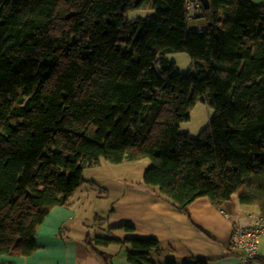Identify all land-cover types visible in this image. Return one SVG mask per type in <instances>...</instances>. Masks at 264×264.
Here are the masks:
<instances>
[{
	"label": "trees",
	"instance_id": "1",
	"mask_svg": "<svg viewBox=\"0 0 264 264\" xmlns=\"http://www.w3.org/2000/svg\"><path fill=\"white\" fill-rule=\"evenodd\" d=\"M186 1L0 0V255L34 253L51 209L69 206L101 159L149 158L144 184L187 214L200 196L264 213V1L199 0L204 31L191 30ZM174 52L194 70L179 72ZM200 99L215 115L193 137L180 127ZM86 243L104 264L113 255L98 246L129 245L131 264L159 247Z\"/></svg>",
	"mask_w": 264,
	"mask_h": 264
},
{
	"label": "crops",
	"instance_id": "2",
	"mask_svg": "<svg viewBox=\"0 0 264 264\" xmlns=\"http://www.w3.org/2000/svg\"><path fill=\"white\" fill-rule=\"evenodd\" d=\"M198 24L204 26L202 18ZM189 25L194 30L193 23ZM142 160L121 164L131 166ZM79 189L71 197L69 206L53 207L39 226L35 237L38 248L34 253L29 256L0 255V264H104L87 245V236L81 230L72 226L67 228L79 217L77 210L89 199L74 200ZM110 205L108 221L93 211L94 222L100 220L97 224L100 226L99 235L93 239H157L159 247L150 252L151 264H196L197 259L204 260L206 264H240V255L229 246L233 227L239 220L245 222L249 212L260 209L256 205L241 204L237 196L219 206L208 196H200L189 205L190 214H187L146 186L143 177L132 180L130 176L114 192ZM124 225L133 227V230H127ZM195 225L202 226L214 238L204 235ZM98 248L113 255L112 264L116 261L118 264H131L128 255L133 250L129 245L111 243ZM261 256H264V245ZM259 264L263 263L259 260Z\"/></svg>",
	"mask_w": 264,
	"mask_h": 264
},
{
	"label": "rangeland",
	"instance_id": "3",
	"mask_svg": "<svg viewBox=\"0 0 264 264\" xmlns=\"http://www.w3.org/2000/svg\"><path fill=\"white\" fill-rule=\"evenodd\" d=\"M263 1L264 0H259L258 2ZM146 7L147 4L144 5V9H146ZM144 9L132 11L129 13V16L134 18L146 14V10ZM198 18L201 19L200 16ZM168 57L172 62H175L176 69L179 72L185 74L192 69L194 70V62L186 52L170 53ZM189 114L190 119L181 124L180 130L182 132H189L193 137H198L214 117L215 109L210 107L206 100L200 99L189 109ZM150 163L151 160L149 158H145L141 162H136V164L133 165L130 164L131 166H127L128 164H114L108 160L101 159L99 165L85 168L83 176L88 181L81 186L74 200L78 198L84 200L87 197L89 199L85 200L81 207L79 204L80 209L77 210L79 217L72 221L67 228L71 226L76 227L84 233L85 237L87 234L92 238L96 235L98 236L100 226L97 224L100 220L96 219V222H94V218H92L94 215L93 211L98 212L105 221H108L109 212L111 210L110 202L112 201L114 192L120 189L121 183L128 176H130L132 180L142 179ZM74 207L77 206L74 205ZM104 234L105 233H103V235ZM95 257L100 259L98 255H95ZM115 264H118V262L116 261Z\"/></svg>",
	"mask_w": 264,
	"mask_h": 264
},
{
	"label": "built area",
	"instance_id": "4",
	"mask_svg": "<svg viewBox=\"0 0 264 264\" xmlns=\"http://www.w3.org/2000/svg\"><path fill=\"white\" fill-rule=\"evenodd\" d=\"M199 0H187L186 11L189 23L194 30L204 31L205 27L198 24L199 16L195 13L201 9ZM226 217H230L222 211ZM264 243V213L258 209L247 214L246 221L235 223L229 246L240 255V264H259L261 249Z\"/></svg>",
	"mask_w": 264,
	"mask_h": 264
},
{
	"label": "water",
	"instance_id": "5",
	"mask_svg": "<svg viewBox=\"0 0 264 264\" xmlns=\"http://www.w3.org/2000/svg\"><path fill=\"white\" fill-rule=\"evenodd\" d=\"M202 3L206 6V7H209L210 6V2L209 0H201Z\"/></svg>",
	"mask_w": 264,
	"mask_h": 264
}]
</instances>
